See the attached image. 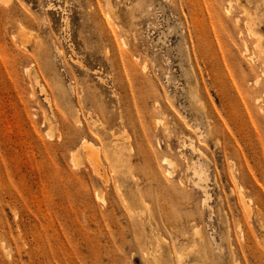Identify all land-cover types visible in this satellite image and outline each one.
<instances>
[{
	"label": "rangeland",
	"instance_id": "1",
	"mask_svg": "<svg viewBox=\"0 0 264 264\" xmlns=\"http://www.w3.org/2000/svg\"><path fill=\"white\" fill-rule=\"evenodd\" d=\"M0 264H264V0H0Z\"/></svg>",
	"mask_w": 264,
	"mask_h": 264
},
{
	"label": "bare ground",
	"instance_id": "2",
	"mask_svg": "<svg viewBox=\"0 0 264 264\" xmlns=\"http://www.w3.org/2000/svg\"><path fill=\"white\" fill-rule=\"evenodd\" d=\"M257 82H258V78L256 77V78H254V83L255 84H257ZM166 129V128H165ZM87 146V145H86ZM87 149H88V146L86 147ZM86 148H84V149H86ZM198 150V149H197ZM85 151H87V150H85ZM94 152V151H93ZM92 152V150L91 151H89V153H88V155H87V157L89 158H91L92 160H94V162H97V161H95V155H97V153H93ZM97 157V156H96ZM90 159V160H91ZM92 160H91V162H92ZM98 160V159H97ZM165 162H166V164H168V166L170 165L171 166V162L169 161V160H164ZM93 163V162H92ZM98 164H99V162H97ZM97 168L96 166H94V164L92 165V168ZM99 167V166H98ZM169 174V173H168Z\"/></svg>",
	"mask_w": 264,
	"mask_h": 264
}]
</instances>
